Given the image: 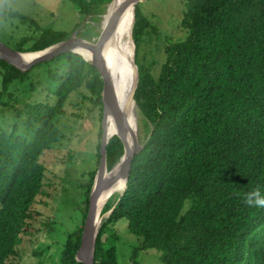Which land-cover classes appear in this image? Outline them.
Instances as JSON below:
<instances>
[{
  "label": "trees",
  "instance_id": "1",
  "mask_svg": "<svg viewBox=\"0 0 264 264\" xmlns=\"http://www.w3.org/2000/svg\"><path fill=\"white\" fill-rule=\"evenodd\" d=\"M72 1L78 12L88 13L87 6L99 0ZM183 4L184 35L164 43L155 74L149 62L138 60L146 18L134 4L132 97L144 119V136L123 190L102 206L106 211L115 202L96 233L93 264H122L111 227L120 217L137 237L132 264L147 248L156 250L163 264H264V208L245 203L254 189L264 192V0ZM7 13L26 21L20 13ZM68 35L41 28L15 49L33 52ZM41 62L47 65L52 101L24 102L14 108L19 125L0 127V264L25 235L37 231L34 201L43 192L44 175L40 156L62 134L56 121L69 92L83 85L101 116L102 81L88 60L65 51L34 64ZM31 66L22 71L0 58V98ZM114 129L107 119L105 130ZM100 130L98 124L96 161ZM122 150L119 137L109 134L107 168ZM93 174L94 169L83 190L81 223L65 232L58 264H80L75 250Z\"/></svg>",
  "mask_w": 264,
  "mask_h": 264
},
{
  "label": "rangeland",
  "instance_id": "2",
  "mask_svg": "<svg viewBox=\"0 0 264 264\" xmlns=\"http://www.w3.org/2000/svg\"><path fill=\"white\" fill-rule=\"evenodd\" d=\"M108 2L111 0L94 2L92 8L91 5L87 6L88 13H83L78 12L72 0H0V41L15 49L20 39L27 36L22 46L28 44L41 28L57 29L67 34L77 29V35L87 32L86 36H79L96 41L101 32L92 23L99 21ZM136 3L146 18L138 60L149 62L150 70L155 74L163 60L164 43L184 35L179 24L183 0H138ZM7 11L20 13L26 21ZM46 66L44 62L36 63L23 77L9 84L0 98L5 103L0 105L1 128L9 129L14 121L19 125L14 108L21 107L24 102L52 101L53 93L47 88L49 78ZM135 107V134L141 142L145 124L139 108L137 105ZM100 117L98 105L90 100L83 85L69 92L63 112L57 116L56 121L62 134L40 156L44 164V175L43 192L34 201L38 210L35 221L37 231L22 238L16 245L15 253L7 257L6 264H58L57 257L65 232L77 228L81 223V211L85 203L83 190L89 179V171L94 169L95 172L97 165L96 132ZM107 213L100 210L99 224ZM111 227L116 235L113 242L118 249V261L132 264L129 255L132 246L137 243V237L127 230L124 218H117ZM105 235L103 232L101 237ZM135 262L163 264L157 251L152 248L140 249Z\"/></svg>",
  "mask_w": 264,
  "mask_h": 264
},
{
  "label": "water",
  "instance_id": "3",
  "mask_svg": "<svg viewBox=\"0 0 264 264\" xmlns=\"http://www.w3.org/2000/svg\"><path fill=\"white\" fill-rule=\"evenodd\" d=\"M136 1L138 0H117L103 31L100 33L99 38L96 41L92 38L86 39L77 35V29H75L64 39L51 43L41 49L32 50L39 51V53L35 54L28 60H22L20 57L21 53H26L28 51H20L11 48L0 41V58L14 65L18 69L24 70L35 62L49 59L61 52L73 51L79 53L85 60H88L90 64L96 68L101 78V130L99 135L98 159L87 195V207L80 230L79 243L75 250V259L80 264H93L94 241L100 225L99 221L96 222L95 215L97 198L102 192L116 183L120 177H123V187L118 191V193H121L125 186L130 160L133 154L142 146V143L138 141L135 132L130 130L131 128L127 124L124 111L114 99L111 79L102 59L103 48L111 35L117 15L124 13L125 10L130 7L132 10V18L128 28V41L131 45L130 65L133 74V81L129 91V99H133L132 96L137 81V67L134 62V43L132 40L131 28L134 20V4ZM75 47L86 49L91 52L90 59L85 58V56L80 51L76 50ZM106 115L112 118L115 125V129L110 133L104 128V118ZM128 131L130 136L129 138H126ZM111 133H115L119 137L123 150L117 160L107 168L105 163V141ZM114 203L115 202H113L108 210H106L108 213L113 208ZM102 215L103 214H101V216Z\"/></svg>",
  "mask_w": 264,
  "mask_h": 264
},
{
  "label": "bare ground",
  "instance_id": "4",
  "mask_svg": "<svg viewBox=\"0 0 264 264\" xmlns=\"http://www.w3.org/2000/svg\"><path fill=\"white\" fill-rule=\"evenodd\" d=\"M117 0H111L106 4V8L103 14L100 15L98 22H93L92 24L102 32L107 20L112 12L113 6L116 4ZM104 10V9H103ZM132 18L131 8H127L124 13L118 14L116 20L113 24V30L107 41L106 46L102 51L103 63L109 73L111 79V86L114 99L116 103L121 107L125 113V118L130 130L136 131V107L133 99H129V91L132 86L133 74L131 72L130 58H131V45L128 41V28ZM76 50L80 51L85 58L90 59L91 52L86 49L75 47ZM39 51L21 53L20 57L22 60H28ZM138 112V111H137ZM110 120L115 128L112 118L108 115L104 118V128L106 121ZM140 129V128H139ZM129 131L126 134V138H129ZM124 184L123 177H120L116 183L111 187L102 192L97 198L95 204V215L96 222L99 220V212L107 201V198L112 194L118 192Z\"/></svg>",
  "mask_w": 264,
  "mask_h": 264
},
{
  "label": "clouds",
  "instance_id": "5",
  "mask_svg": "<svg viewBox=\"0 0 264 264\" xmlns=\"http://www.w3.org/2000/svg\"><path fill=\"white\" fill-rule=\"evenodd\" d=\"M245 203L249 206L264 208V192L259 188L254 189L246 195Z\"/></svg>",
  "mask_w": 264,
  "mask_h": 264
}]
</instances>
